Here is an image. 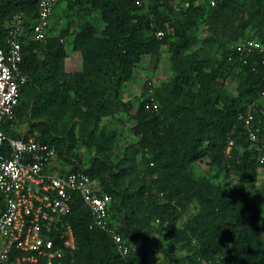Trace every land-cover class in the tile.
Instances as JSON below:
<instances>
[{
  "label": "trees",
  "instance_id": "trees-1",
  "mask_svg": "<svg viewBox=\"0 0 264 264\" xmlns=\"http://www.w3.org/2000/svg\"><path fill=\"white\" fill-rule=\"evenodd\" d=\"M38 1L0 0V47L7 49V23L15 14H23L29 28L36 21ZM61 1L85 15L95 12L99 24L85 19L78 29L65 27L57 35H50V26L43 41L22 39V68L28 81L15 124L28 119L30 132L55 145L63 160L69 161L81 139L96 150L90 167L77 162L71 171H85L99 181L112 196V211L120 214L125 209L116 231L130 246L122 255L107 231L92 228L88 206L74 195L65 222L73 229L77 248L67 253L64 264H148L147 249L138 242L134 250L131 245L143 230L151 232L156 221L167 229L170 251H187L178 264H200V259L208 264H264V198L252 191L264 164L238 119L240 112L254 105L255 127L264 133V61L256 52L243 63L232 48L249 37V29L264 44V0H250L249 7L241 0H217L214 6L188 0L176 14L175 0H143L141 5L137 0ZM170 15L174 20L169 33ZM201 25L206 31L202 38ZM159 30L165 32L162 38L157 36ZM68 37L72 49L81 53V70L66 68ZM163 46L175 71L173 78L154 99L136 105L124 98V86L134 78L137 65L144 57L159 54ZM212 46L218 56H205ZM235 68L240 71L239 83L231 93L226 80ZM119 113L132 116L137 142L115 161L110 154L118 132L102 123ZM66 116L79 124L80 138L73 129L61 136L51 122ZM5 128L13 137L29 134L21 135L9 124ZM229 137L235 145L227 155ZM138 155L143 177L137 174ZM202 161H207L209 172L197 175L194 166ZM223 171L234 172L237 183L217 182ZM194 202L200 211L179 225ZM62 233L52 234L57 245L63 241Z\"/></svg>",
  "mask_w": 264,
  "mask_h": 264
},
{
  "label": "built area",
  "instance_id": "built-area-1",
  "mask_svg": "<svg viewBox=\"0 0 264 264\" xmlns=\"http://www.w3.org/2000/svg\"><path fill=\"white\" fill-rule=\"evenodd\" d=\"M214 6L217 0H205ZM60 0H39L38 17L30 28L23 14H15L8 25L7 49L0 47V264H64L67 253L77 248L75 234L65 218L71 209V200L79 195L91 213L92 228L107 231L122 255L130 246L116 231L112 219V196L104 192L85 171L54 169L59 159L55 145L39 139L38 133L13 137L5 129L6 123L15 124L21 94L28 81L22 68L25 37L43 41ZM143 0H137L142 4ZM165 32L157 31L162 38ZM238 58L246 63L256 52L262 54L264 44L245 37L232 45ZM158 109V103L154 102ZM255 106L240 112L246 138L255 150L258 161L264 164V133L255 127ZM235 145L233 137L227 143V155ZM62 230V243L53 237ZM200 264H208L200 259Z\"/></svg>",
  "mask_w": 264,
  "mask_h": 264
},
{
  "label": "rangeland",
  "instance_id": "rangeland-1",
  "mask_svg": "<svg viewBox=\"0 0 264 264\" xmlns=\"http://www.w3.org/2000/svg\"><path fill=\"white\" fill-rule=\"evenodd\" d=\"M200 2V0H196ZM248 7L250 5V0H241ZM173 5H175L174 13H180L185 7H187L188 0H175L173 1ZM147 6L145 10H147ZM172 19L167 23V31L172 32V21L174 20L173 15H170ZM89 19L94 24H99L98 15L93 13H86V15L81 12L79 9L70 10L68 9L66 1H61L55 9L54 16L51 21V31L50 35H57L61 29L65 27H70L71 30H76L80 27L83 20ZM206 31L204 29V25L200 26L198 31V36L200 38L204 37ZM249 37H258V34L253 29L248 30ZM70 37L66 39L67 43V51L68 57L66 59V68L68 71H74L78 69H82L81 67V53L74 51L69 41ZM230 45V44H229ZM205 56L213 58V56H218L215 46L208 48L205 51ZM81 61V62H80ZM239 69L235 68L229 74V78L226 80L227 90L231 93L236 91V87L239 83ZM175 75V71L172 68V64L169 58V52L165 46L162 47L161 52L157 55H149L144 57L143 61L137 65L135 69L134 78L127 82L123 89L124 98L131 99L137 105L139 101L151 98L154 99L155 93L158 89H161L167 82H169L173 76ZM262 111L264 113V97L262 98ZM29 120L24 118L21 120L17 126V132L21 135L30 134V124H28ZM51 122L56 123L57 127L61 130V136H66L70 129H73L75 133V137L80 138L82 136V131L80 130L79 124L75 123L70 116H66L60 121L51 120ZM103 125L108 128H114L118 132V137L116 139L115 145L111 150V159L118 161L126 152L129 151V145L137 142V137L134 136L132 132V126L134 125V120L131 115H127L126 113H119L114 117H106L103 120ZM36 132V131H35ZM98 156L96 150L94 148L89 147L84 140H79L75 147L74 154L70 155L68 158L69 161L78 162V165H81L83 168H88L91 166L92 160L94 157ZM140 159V155H138L137 160ZM144 166L141 163V159L137 161V174L140 177H143L142 170ZM209 165L207 161L198 162L194 166V171L197 175H201L209 172ZM237 176L234 172L229 175L226 172H222L219 177L215 178L217 182H221L226 186H230L236 184ZM99 187H102L99 181H96ZM254 193L262 194L264 198V166L259 168L258 180L255 186L252 188ZM112 211L114 213L113 223L115 225H122L124 219L125 209H122L120 214L119 211ZM123 211V213H122ZM200 211V206L198 203H190L188 205L187 211L184 213L182 217V221L179 225L184 221L190 220L195 214ZM122 213V214H121ZM120 215L121 217L119 218ZM119 218V219H118ZM262 222H263V235H264V213L262 214ZM137 228L139 226H136ZM138 244L143 248L145 247L148 252V264H178V260L185 257L187 255V251L184 249H176L170 251L168 249V238H167V229L161 228L159 222L153 223L151 232H147L146 230L142 231V234H137L135 241L131 245L132 250L136 248ZM226 258L231 255H225ZM222 259V258H221Z\"/></svg>",
  "mask_w": 264,
  "mask_h": 264
},
{
  "label": "crops",
  "instance_id": "crops-1",
  "mask_svg": "<svg viewBox=\"0 0 264 264\" xmlns=\"http://www.w3.org/2000/svg\"><path fill=\"white\" fill-rule=\"evenodd\" d=\"M82 59V58H81ZM81 62V61H80ZM81 64V67H82V62L80 63ZM78 70H81V69H78ZM78 70H74V71H78ZM9 124V123H8ZM7 123H6V125H8ZM6 125H5V127H6ZM6 129V128H5ZM15 130V129H14ZM16 132H17V130H15ZM22 137V136H21ZM56 163H57V165H56V167L54 168V169H63V170H71L72 169V167L75 165V163L76 162H74V161H67V160H63V159H61L60 157H59V159L58 160H56ZM2 210V204H0V211ZM2 243H3V241L2 240H0V248H1V246H2Z\"/></svg>",
  "mask_w": 264,
  "mask_h": 264
}]
</instances>
